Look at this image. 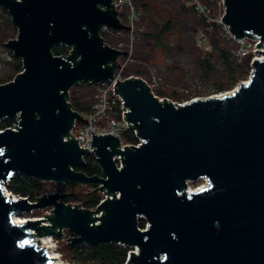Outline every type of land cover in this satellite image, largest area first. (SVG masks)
<instances>
[{"label": "water", "instance_id": "1", "mask_svg": "<svg viewBox=\"0 0 264 264\" xmlns=\"http://www.w3.org/2000/svg\"><path fill=\"white\" fill-rule=\"evenodd\" d=\"M0 4L18 28L6 46L23 63L0 84V118L21 114L18 130L0 131V264H52L31 229L58 237L70 229L73 242L136 247L126 264H264V59H255L248 80L230 92L182 104L160 100L143 78L118 79L115 92L132 109L130 125L147 140L123 150L118 135L93 132L105 176L89 175L76 167L86 166L90 149L71 133L75 118L89 121L72 107L69 91L115 76L118 58L129 52L107 43L100 28L131 26L120 20L113 0ZM225 6L231 31L237 37L258 33L264 46V0H225ZM59 45L72 46L66 58L54 52ZM13 172L57 183H102L107 198L94 209L65 202L59 190L33 202L13 200L1 187ZM200 178L208 183L188 191V182ZM49 206L42 218L19 223L13 217ZM140 217L148 227L140 226Z\"/></svg>", "mask_w": 264, "mask_h": 264}, {"label": "trees", "instance_id": "2", "mask_svg": "<svg viewBox=\"0 0 264 264\" xmlns=\"http://www.w3.org/2000/svg\"><path fill=\"white\" fill-rule=\"evenodd\" d=\"M133 1L135 6L141 11V17L137 21L138 35H136V48L135 52H133L134 60L128 63L126 74L134 73L145 78L151 77L149 76V66L156 63L157 51L161 50L167 54L174 55L173 59H176V62L184 60V65L187 64L185 61L189 58V54L192 53L194 70H185L192 72L189 77L195 80L193 83H203L204 88H207L204 90L206 92L211 89L216 90V92L226 91L235 86L240 80L247 79L251 70L252 55L239 59L235 53L238 43L227 39L220 25L213 24V26H210V23L200 16L193 6L185 0ZM205 1L215 13L219 11V0ZM3 12L8 24L13 27L10 12L5 7H3ZM126 14L127 9L121 15L122 21L125 23L128 22ZM200 29H204L207 32L208 42L211 45L210 49L206 50L200 45H196L195 36ZM123 32L127 34L126 30H123ZM124 34L119 36L103 34V36L107 43L116 46L120 41L127 39ZM193 35L194 40L192 41ZM176 38L177 41H175ZM190 45L193 47H190ZM53 50L56 54L68 52V48L65 45L55 46ZM12 56L14 58L13 69L15 70V75H17L23 69L22 59L16 57L13 52ZM168 67L172 68V66ZM160 75L162 76L163 72ZM12 76L14 74L9 75L3 82L14 78ZM166 82H169V76ZM90 84L94 89V96L90 99L81 100L77 90L73 91L71 89L69 91V101L72 107L81 113L89 111L95 100L96 86L92 83ZM191 84L186 83L187 86ZM157 85L154 87L156 94L159 96H172V99L176 101H181L183 98L190 99L197 93L189 89L186 92L174 90L173 93H170L165 87ZM13 121L14 118L6 117L2 120L1 126H9ZM125 139L135 141L137 138L131 131H126ZM76 168L84 170L89 175L105 176L102 166L93 154L86 155V166ZM90 183L92 187H87V183L66 181L57 183L55 190H59L64 194L62 199L65 202L92 208L99 202L102 193L98 189V182ZM45 184L46 181L38 177L31 176L26 178L21 173L15 172L8 187L15 193L35 200L44 192L51 191V189L45 188ZM139 224L141 227L145 226L144 218H139ZM37 233L44 234L43 231H37ZM72 235L73 232L67 229L65 235L58 237V239L60 243L63 242L64 247L62 249L66 258L75 264H125L132 250L130 245L117 241H101L95 244L73 242L71 239Z\"/></svg>", "mask_w": 264, "mask_h": 264}, {"label": "built area", "instance_id": "3", "mask_svg": "<svg viewBox=\"0 0 264 264\" xmlns=\"http://www.w3.org/2000/svg\"><path fill=\"white\" fill-rule=\"evenodd\" d=\"M188 4L193 6L195 11L202 17L205 18V20L210 23V26H213V24H218L221 26L223 30L224 36L231 40L232 42L235 41L238 43V47L236 48V55L239 59L252 55L251 58V70L249 76L252 74L254 66H253V61L255 59H264V53L263 52H258L255 50H264V46H258V43L262 41L261 36L258 33H253L251 36H244V37H237L235 33H233L230 29V25L224 21V14L226 10L225 6V0H219L218 6H219V11L214 12L212 7L205 1V0H185ZM114 6L117 10H119V17L120 20L122 21L121 15L122 13L125 12V9H127V18L128 22L125 23L127 25H130L131 27L128 29H116L113 28L110 25L107 24H102L100 28V33L103 34H109L112 36H119L123 35L124 32L123 30H126L127 34H129V40L128 41H120L115 47H118L122 50H127L129 53L127 55H121L118 58V62L121 65L120 67L118 66L115 71L114 75L112 77L102 79L98 83L94 84L96 86V91H95V100L92 104V107L89 111L86 113H82V115L89 121L85 120H80L76 119L74 120V123L71 127V133L77 138L78 143L80 147H87L90 150L88 151V154H93L97 158V153H96V145H92L93 143V132L96 133L97 135L100 134H107V133H114L119 136L120 138V148L123 150L126 149L125 145L126 144H134V145H142L144 142H146V138L142 135L139 134V130L137 127H132L130 124L132 123L131 120L128 119V112L131 111V107L126 103V100L124 96L120 92H115V89H118L117 81L118 79L124 80L128 77H140L143 78L148 82L150 85L152 92L157 95L160 100H164L167 97L159 96L158 94L155 93L154 87L157 85L158 80L156 79V75H153V80L147 79L143 76L134 74V73H128L126 74V69L127 65L129 62L134 60L133 57V50H134V40L136 38V35H138V30L135 28V25L137 21L141 17V11L135 6V3L133 0H113ZM123 22V21H122ZM206 39V31L204 29H200L199 34H198V42L200 44ZM262 45H264V41L262 42ZM68 48V52L64 54H59L62 55L63 57H67L66 55H69L72 50V46L65 45ZM248 76V78H249ZM242 80V81H247L248 80ZM93 84V83H92ZM234 89V88H233ZM232 90V89H231ZM231 90H226L221 92L220 94L217 95H222L224 93L230 92ZM170 99V98H168ZM172 100V99H171ZM174 102L178 103H185L187 101H176L173 100ZM10 117V116H6ZM0 118V131L5 130L6 128H13L15 130H18L19 127L14 126L17 124L18 126L21 127L20 119H21V114L20 112L17 113L14 118V121L12 122L11 125L2 127L1 122L4 118ZM126 131H131L135 136L136 140L135 141H128L125 139V132ZM64 139H68V135L64 136ZM110 148V146H109ZM86 154V155H88ZM86 155H84V158L86 160ZM15 172L11 174V176L5 180L1 181V187L3 189L4 194L8 196L10 199L17 200L19 198L27 197L23 196L21 194L15 193L12 190L9 189L8 185L9 182L14 175ZM206 179V178H205ZM207 183L208 180L206 179ZM206 183V184H207ZM102 185V183H99V186ZM201 187V186H200ZM200 187L197 188H190L189 187V182H188V191H193L196 190ZM99 189V188H98ZM100 192L102 193V197L100 198L99 202L92 207L93 209L96 208L103 200L107 198V192L106 190H101L99 189ZM115 196L118 198L121 196V193L119 190L115 191ZM110 198H114V194H109ZM28 198V197H27ZM30 199V198H29ZM32 201V200H31ZM33 202V201H32ZM103 211H99L95 213L96 216L100 215ZM16 213L13 214V217ZM43 216H26V220L32 219V218H39ZM25 221L19 222L23 223ZM101 221L100 218L96 219L94 223H99ZM49 221H46V223ZM59 230V228H56ZM66 231V229H63ZM31 231L34 234L33 242L40 241L39 246L46 247L47 250L51 247L50 244L53 245L55 249H57L58 246V236L55 234H39L37 233L36 229H31ZM50 246V247H49ZM131 253V252H130ZM130 253L128 255L127 261L130 258ZM126 261V263H127ZM125 263V264H126Z\"/></svg>", "mask_w": 264, "mask_h": 264}, {"label": "rangeland", "instance_id": "4", "mask_svg": "<svg viewBox=\"0 0 264 264\" xmlns=\"http://www.w3.org/2000/svg\"><path fill=\"white\" fill-rule=\"evenodd\" d=\"M12 22V19H11ZM13 27L8 24L7 19L4 17V12H3V7L0 5V84L3 83L4 79H7L9 77V75L14 74L15 77V70L13 69V56H12V49L6 46V41L9 40L10 38H16L17 34H18V28L12 23ZM135 28H137V23L135 25ZM200 31V30H199ZM199 31L197 33L196 37V45L200 47H203L204 49H210L211 45L208 42V36L206 34V39L200 44V42H198V34ZM207 33V32H206ZM124 36L127 37V39L125 41H127L129 39V34H124ZM137 38V36H136ZM134 40V50L133 52H135V48H136V39ZM194 40V35L192 36V41ZM175 41H177V38L175 39ZM190 47H193L192 45H190ZM198 48V47H197ZM177 49V48H176ZM178 51H181L180 49H177ZM199 50V48H198ZM177 55V53H176ZM192 53L189 54V58L185 61L187 64L184 65V60L176 62V59H173L174 55H170L167 54L161 50L157 51L156 54V63H154L153 65L150 64L149 69H150V75L151 77H147V79L153 80V75H156V79L158 80V85H161L163 87H165L166 89H168V92L173 93L174 90H177L178 92H186L187 89L197 92L195 94H198L195 96L190 97V99L195 98V97H208V96H212V95H217L220 94L223 91H218L216 92V90L211 89L210 91H204L207 88H204L203 83L202 82H196L193 83L195 80H192V78H190L189 76L192 75V72L194 70V63H193V58H192ZM168 66H172V68L170 69ZM185 69H189V70H185ZM163 72V75L161 76L160 74ZM250 74V73H249ZM248 74V76H249ZM169 76V82H166L167 77ZM189 78V79H188ZM248 78V77H247ZM13 79V78H12ZM11 80V79H10ZM245 80V79H244ZM242 81V80H240ZM239 81V82H240ZM236 83L235 86H233L231 89L235 88L238 86V83ZM189 83H192L190 86L186 85ZM71 89L77 90L78 91V95L80 96L81 100H87L90 99L92 96H94V89L93 86L87 82V81H82L79 82L75 85H73L71 87ZM70 89V90H71ZM229 89V90H231ZM170 93H168L170 95ZM163 96V97H167ZM168 98L172 99V96H168ZM184 99V100H183ZM181 101H187L190 99L187 98H183ZM174 100V99H172ZM45 181V180H44ZM207 181L205 178H200L198 180H190L189 181V187L190 188H197V187H202L204 185H206ZM45 188H49L51 189V191H54L56 186H57V182L54 180H46V184H45ZM92 187V184L87 183V187ZM51 206L49 207H44V208H38V209H34L35 211L32 212H22V213H17L19 214L20 217H30V216H43L45 213L51 212ZM37 214V215H35ZM144 222L146 223L144 227L142 228H146L148 227V221L147 219H144ZM67 231V229H66ZM63 243V242H62ZM58 242V246H57V251L61 254L62 258L66 261L71 262L68 258H66V255L64 254V250L62 249V247H64V245ZM65 244V243H64ZM132 249L137 250L136 247H132Z\"/></svg>", "mask_w": 264, "mask_h": 264}, {"label": "bare ground", "instance_id": "5", "mask_svg": "<svg viewBox=\"0 0 264 264\" xmlns=\"http://www.w3.org/2000/svg\"><path fill=\"white\" fill-rule=\"evenodd\" d=\"M14 219L16 222H22L25 221L27 218L26 217H20L19 214L14 215ZM51 246V247H50ZM49 248V253L53 257L52 264H75L69 261H66L62 258L61 254L53 247L52 244H50Z\"/></svg>", "mask_w": 264, "mask_h": 264}, {"label": "snow or ice", "instance_id": "6", "mask_svg": "<svg viewBox=\"0 0 264 264\" xmlns=\"http://www.w3.org/2000/svg\"><path fill=\"white\" fill-rule=\"evenodd\" d=\"M209 187H210V185H209ZM204 189H201V191H203Z\"/></svg>", "mask_w": 264, "mask_h": 264}, {"label": "flooded vegetation", "instance_id": "7", "mask_svg": "<svg viewBox=\"0 0 264 264\" xmlns=\"http://www.w3.org/2000/svg\"><path fill=\"white\" fill-rule=\"evenodd\" d=\"M1 5V4H0ZM2 6V5H1ZM2 7H4V6H2ZM11 15V14H10Z\"/></svg>", "mask_w": 264, "mask_h": 264}, {"label": "clouds", "instance_id": "8", "mask_svg": "<svg viewBox=\"0 0 264 264\" xmlns=\"http://www.w3.org/2000/svg\"><path fill=\"white\" fill-rule=\"evenodd\" d=\"M210 187H211V185H210Z\"/></svg>", "mask_w": 264, "mask_h": 264}]
</instances>
